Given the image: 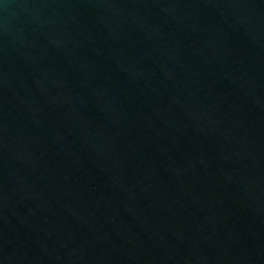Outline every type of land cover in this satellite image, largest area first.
Masks as SVG:
<instances>
[{"label":"water","instance_id":"water-1","mask_svg":"<svg viewBox=\"0 0 264 264\" xmlns=\"http://www.w3.org/2000/svg\"><path fill=\"white\" fill-rule=\"evenodd\" d=\"M0 264H264V0H0Z\"/></svg>","mask_w":264,"mask_h":264}]
</instances>
